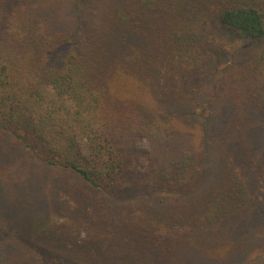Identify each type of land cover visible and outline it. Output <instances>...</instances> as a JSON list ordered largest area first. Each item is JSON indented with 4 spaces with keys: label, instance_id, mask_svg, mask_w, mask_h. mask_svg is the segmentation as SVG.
<instances>
[{
    "label": "trees",
    "instance_id": "trees-1",
    "mask_svg": "<svg viewBox=\"0 0 264 264\" xmlns=\"http://www.w3.org/2000/svg\"><path fill=\"white\" fill-rule=\"evenodd\" d=\"M208 1L0 0V264H264V13L218 10L261 46L206 97Z\"/></svg>",
    "mask_w": 264,
    "mask_h": 264
},
{
    "label": "rangeland",
    "instance_id": "rangeland-1",
    "mask_svg": "<svg viewBox=\"0 0 264 264\" xmlns=\"http://www.w3.org/2000/svg\"><path fill=\"white\" fill-rule=\"evenodd\" d=\"M245 4H250L259 8L260 11L264 13V0H209L205 9L202 10L193 21V29L201 38L204 47L207 48V54L214 58L210 65L211 69H209L205 81L203 80L202 91L205 95L207 94L206 97L213 93V97L218 95L220 96L219 98L222 99V96L225 95V89L233 77L241 78L257 72V54L261 44L237 40L224 30L218 20V10H220V8L229 5ZM148 147L149 145L146 140H140L136 143V148L140 151L147 150ZM36 148L37 154L31 155L29 152L23 153L26 163L33 167V170L39 173L41 177H44L47 181V185H51L56 174L41 166V162L37 160V156L42 157L43 153L40 148ZM217 169V159L210 157L207 163L206 182L214 180L216 175L215 171ZM50 190L51 188H48V191ZM51 193L52 191L50 194ZM57 201L62 206L70 205V202L62 194L58 196ZM55 208L58 210V205H56ZM51 220L55 225H62L66 222L63 211L54 213ZM260 230L261 233L259 234V238L251 239L252 244L256 242L259 243L263 240L264 229ZM83 237L84 236L81 234L80 238L83 239ZM248 245H250V242Z\"/></svg>",
    "mask_w": 264,
    "mask_h": 264
}]
</instances>
